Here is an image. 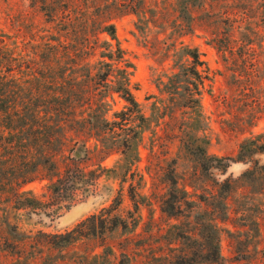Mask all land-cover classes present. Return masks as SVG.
<instances>
[{
	"label": "trees",
	"instance_id": "16d2710c",
	"mask_svg": "<svg viewBox=\"0 0 264 264\" xmlns=\"http://www.w3.org/2000/svg\"><path fill=\"white\" fill-rule=\"evenodd\" d=\"M34 1L41 5L48 22L54 24L60 35L50 36L43 46H32L29 53L23 47L17 52V47L9 48L0 40V198L3 194L7 199L11 195L16 208L56 218L62 208L95 194L102 174L110 171L102 166L87 170L85 165L94 153L102 154V162L114 149L119 151L123 164L118 169L124 182L138 162L137 145L150 123L158 127L163 121V136L171 139L179 115L185 120L178 127L179 142L204 172L227 170L238 162L251 163L255 154L264 151L261 138H249L241 141L236 156H208L205 141L192 133L200 128L198 96L208 77L196 49L173 54L179 58L174 65L179 70L167 82H161L159 92L164 98L153 105L151 117L146 118L132 94L129 81L132 66L124 51L118 45L112 50L107 43H100L102 34L115 40L111 21L124 15L136 18L134 26L141 34L150 26L168 28L180 35H192L203 28L230 73L228 80L239 93L249 90L251 94L244 111L246 116L239 119L235 128L240 134L250 133L264 115V70L259 62L258 30H255L260 26L264 29V0ZM207 3L211 10L206 9ZM160 44L156 52L169 57L174 45ZM101 48L100 57L109 62L101 60L98 67L91 68L89 59ZM185 57L189 62L181 63ZM112 93L123 99L126 106L115 114L117 120L109 122L105 99ZM91 140L95 141L92 147L87 145ZM58 159L64 162L61 169ZM134 176L130 173L131 179ZM43 178L51 180L48 202L19 194L22 185ZM164 182L170 183V189L168 197L162 199V204L168 201V205L161 206V212L175 217L181 204L174 173L166 175ZM137 189L132 183L128 189L133 214L143 202ZM120 204L118 195L108 208L75 229L58 235L42 234L44 239L37 242L63 249L80 237L92 236L104 243L107 233L118 227L123 231L129 229L126 220L111 216ZM132 217L129 213V218ZM200 237L205 243L197 252L182 250L172 258L165 257L162 263L226 264L219 252L215 228L210 227L208 234ZM5 245L9 247L8 242ZM31 257L32 254L28 259Z\"/></svg>",
	"mask_w": 264,
	"mask_h": 264
},
{
	"label": "rangeland",
	"instance_id": "374dc122",
	"mask_svg": "<svg viewBox=\"0 0 264 264\" xmlns=\"http://www.w3.org/2000/svg\"><path fill=\"white\" fill-rule=\"evenodd\" d=\"M210 8L207 3L206 9ZM135 21L133 15L113 19L115 40L102 34L100 43H107L112 50L118 45L124 51L132 66L129 71L132 94L146 118L151 117L153 105L164 98L159 92L161 82H167L168 77L179 70L178 66L174 67L179 58L173 54L196 49L208 77L200 86L198 96L200 128L192 133L205 141L207 155L236 156L244 139L261 138L259 142L264 143V115L250 133L236 131L239 119L246 116L244 111L251 94L249 90L239 93L228 80L230 73L209 43L208 32L198 28L192 35H180L168 28L150 26L141 34L134 26ZM53 26L34 0H0V40L9 48L17 47V52L23 47L29 53L32 46H43L50 36H59ZM255 30H258L259 62L264 70V29L260 26ZM159 42L174 45L169 57L156 52L161 45ZM102 50L90 57L91 68L98 67L101 60L109 62L100 57ZM189 60L185 57L181 63ZM105 100L107 120H117L115 114L122 111L126 103L115 93ZM184 121L179 115L171 139L163 136V121L158 127L150 123L137 145L138 162L124 182L118 169L123 164L119 151L114 149L102 162V154L94 153L85 165L87 170H98L102 166L110 171L102 174L95 194L67 209L62 208L56 218L29 214L28 210L15 207L11 195L7 199L3 194L0 198V264H161L165 257L172 258L182 250L197 252L205 243L200 236L208 234L210 227L217 231L219 252L226 264H264V151L255 154L251 163L238 162L227 170L204 172L179 142L178 127ZM94 144L91 140L87 145ZM58 165L61 169L64 162L58 159ZM132 172L133 179L130 178ZM170 172L177 181L181 204L180 213L175 217L161 212V206L168 205V201L162 204V199L168 197L170 183H165L164 179ZM131 183L143 199L136 214L128 196ZM50 185L49 178L38 179L22 185L18 192L23 198L48 202ZM118 195L121 204L111 216L126 220L127 231L118 227L105 235L104 243L92 236L80 237L63 249L37 242L44 239L42 234L58 235L75 229L90 216L108 208ZM30 254L32 257L28 259Z\"/></svg>",
	"mask_w": 264,
	"mask_h": 264
}]
</instances>
